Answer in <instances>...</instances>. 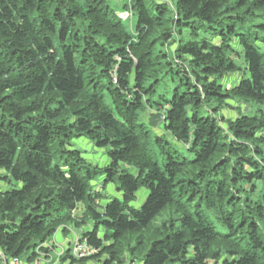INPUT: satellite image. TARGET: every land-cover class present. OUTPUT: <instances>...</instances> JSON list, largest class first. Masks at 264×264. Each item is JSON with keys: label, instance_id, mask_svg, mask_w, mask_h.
Masks as SVG:
<instances>
[{"label": "trees", "instance_id": "16d2710c", "mask_svg": "<svg viewBox=\"0 0 264 264\" xmlns=\"http://www.w3.org/2000/svg\"><path fill=\"white\" fill-rule=\"evenodd\" d=\"M0 255L264 264V0H0Z\"/></svg>", "mask_w": 264, "mask_h": 264}, {"label": "rangeland", "instance_id": "374dc122", "mask_svg": "<svg viewBox=\"0 0 264 264\" xmlns=\"http://www.w3.org/2000/svg\"><path fill=\"white\" fill-rule=\"evenodd\" d=\"M161 2H168L169 0H160ZM120 2V1H119ZM118 13H119V16L122 18V19H124V23H125V25H127L129 28H131V27H133V26H135L136 25V18H133L132 20H131V17H132V15H131V12L130 11H121V10H118ZM127 19H129V20H127ZM202 38H208V39H213V37L212 36H210L209 34H205V33H203V32H200L199 33V36H198V40L200 39H202ZM185 39H190V37L189 36H187V37H185ZM215 41H217V39L215 40ZM212 42H214V41H212ZM234 46V45H233ZM235 47V46H234ZM236 48V47H235ZM238 62L239 63H241V61L240 60H238ZM237 102V103H236ZM236 102H234V101H231L230 102V104L233 106V108H239V106H240V104L238 103V101H236ZM236 109V110H230L229 109V107H227V108H225L224 110H222L221 112H220V114H222L223 116H226V115H228L229 117H231V118H235L236 116H238L239 114H240V111H239V109ZM241 110H242V112H244V106H243V104H241ZM248 108V107H247ZM245 111H246V109H245ZM151 115H150V113L149 112H147V114H146V117L147 118H149ZM156 129H158V130H154L155 132L156 131H159L158 133H161V132H163L164 134L166 133L165 132V130H164V128H163V126H161V127H159V128H156ZM161 131V132H160ZM162 133V134H163ZM167 140L170 142V144H171V146L173 147V148H176V149H178V150H182L183 149V147L180 145V144H178L176 141H174L173 140V137L171 136V135H167ZM80 143V147L84 150V151H86V155H85V158L87 159V160H90V161H92V162H94V163H96V164H99V165H101V166H104V164H105V157H104V155H103V152L102 151H93L92 150V145H89L88 144V142H86L85 140H81V141H79ZM97 150V149H96ZM158 158L160 159V156H158ZM97 191H99V188H97L96 189ZM107 191H109L108 193H110L112 196L113 195H115L116 193L114 192V187L112 186H110L109 187V189L107 190ZM147 196H148V193H146V192H144V191H142V190H140L139 192H138V194H137V201L134 203V206L135 207H140V206H142V204L145 202V200H146V198H147ZM89 228H88V226H82L81 228H79V229H75V231H73L72 233H70V234H68L67 236H63V235H61V233H59L57 236H56V239L54 240V253H53V255H56V256H59L60 254H62L63 253V251H64V248L65 247H67V244L69 243V242H71V243H73V242H76V241H78V236H79V234H81V232L83 231V230H88ZM79 234H78V233ZM52 242V241H51ZM50 242V243H51ZM3 259H5V260H7L5 257L3 258ZM42 259V258H41ZM47 262H50V261H47ZM20 263H22L21 261H20ZM0 264H2V263H0ZM49 264H52V263H49ZM54 264H58L57 262L56 263H54Z\"/></svg>", "mask_w": 264, "mask_h": 264}, {"label": "built area", "instance_id": "2783aa9c", "mask_svg": "<svg viewBox=\"0 0 264 264\" xmlns=\"http://www.w3.org/2000/svg\"><path fill=\"white\" fill-rule=\"evenodd\" d=\"M94 252L95 251L92 248H90L86 243H84V242L81 243V242H78V241L75 242L73 255L76 258L88 257V256L93 255ZM3 258H4V256L0 255V263H2V264H23V263H20L17 260H13V261L8 263L7 260H5ZM35 264H42V262H40L38 260Z\"/></svg>", "mask_w": 264, "mask_h": 264}, {"label": "water", "instance_id": "95a60500", "mask_svg": "<svg viewBox=\"0 0 264 264\" xmlns=\"http://www.w3.org/2000/svg\"><path fill=\"white\" fill-rule=\"evenodd\" d=\"M165 123V114L163 113H155L148 119V125L154 129L163 126Z\"/></svg>", "mask_w": 264, "mask_h": 264}]
</instances>
